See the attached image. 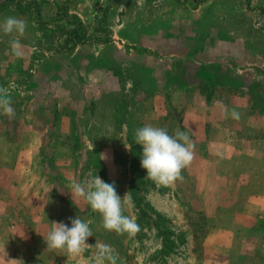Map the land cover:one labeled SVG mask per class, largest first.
<instances>
[{"label": "rangeland", "instance_id": "rangeland-1", "mask_svg": "<svg viewBox=\"0 0 264 264\" xmlns=\"http://www.w3.org/2000/svg\"><path fill=\"white\" fill-rule=\"evenodd\" d=\"M7 16L28 28L19 57L0 33L15 109L0 113V264H84L94 246L72 257L43 239L76 216L117 264H264V0H11ZM73 17L88 40L75 47ZM145 124L188 132L182 180L147 178ZM90 174L130 192L135 235L73 202L71 182Z\"/></svg>", "mask_w": 264, "mask_h": 264}, {"label": "clouds", "instance_id": "clouds-1", "mask_svg": "<svg viewBox=\"0 0 264 264\" xmlns=\"http://www.w3.org/2000/svg\"><path fill=\"white\" fill-rule=\"evenodd\" d=\"M28 22L15 16H7L0 20V33L12 36L9 47L13 55H21L20 38L24 36ZM8 88L0 86V113L8 118H14L15 109ZM225 118L240 119V113L235 109L225 110ZM134 141L142 146L140 167L146 170L147 178L162 186H169L182 180V170L193 159L194 144L187 131L177 128L174 134H169L163 127L145 124L134 132ZM74 198H83L90 208L101 216V226L118 235H135L140 226L136 220L125 215V209L133 206L130 192L121 198L115 184L103 181L98 175H89L84 181L73 180L68 190ZM51 228L44 242L49 250H64L72 257H78L94 246L95 251L84 264H117L119 256L109 244L95 242L87 243L93 236L91 220H83L79 216L71 219V226L63 222H51ZM6 253L4 252V256ZM19 264H23L21 260Z\"/></svg>", "mask_w": 264, "mask_h": 264}, {"label": "trees", "instance_id": "trees-1", "mask_svg": "<svg viewBox=\"0 0 264 264\" xmlns=\"http://www.w3.org/2000/svg\"><path fill=\"white\" fill-rule=\"evenodd\" d=\"M9 2H11V0H3V2L0 4V7L8 4ZM14 3H16L15 4L16 9L22 13L23 10H21L19 3L16 1H14ZM67 23L72 27L68 32H66V37H65L66 43L70 44L73 47L88 43L86 34L84 32V27L77 18L73 17V22L67 19Z\"/></svg>", "mask_w": 264, "mask_h": 264}]
</instances>
